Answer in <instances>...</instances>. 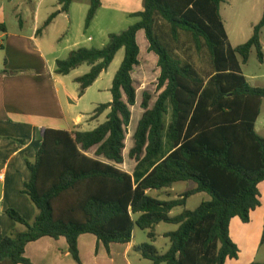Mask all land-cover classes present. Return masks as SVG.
I'll return each mask as SVG.
<instances>
[{
  "label": "trees",
  "instance_id": "trees-1",
  "mask_svg": "<svg viewBox=\"0 0 264 264\" xmlns=\"http://www.w3.org/2000/svg\"><path fill=\"white\" fill-rule=\"evenodd\" d=\"M79 0H59L61 10L46 21L68 14ZM226 0H143V11L132 15L136 24L109 35L102 48H79L57 61L56 73L68 76L81 66L90 68L75 79L83 97L124 49L125 57L113 79L110 103L100 104L92 119L106 115L92 131L47 129L36 160L27 161L31 178L24 184L36 209L33 222L17 211L8 216L25 230L13 231L0 243V264H30L26 246L44 237L65 238L72 257L79 261L78 239L95 235L108 249L129 244L136 228L149 231L150 243L136 249L153 264H226L239 260L240 248L231 238V222H251L261 207L264 183V137L256 130L264 88L253 87L242 73L253 50L264 62L261 21L252 37L233 47L221 13ZM102 6L90 0L85 19L88 30ZM163 24L170 32L158 33ZM143 31L149 50L158 57V95L143 93L144 110L134 135L130 157L133 175L116 167L125 162L127 129L137 102L133 71L139 67L138 33ZM181 34L192 38L197 52L206 51L212 70L202 76L191 62L172 48ZM170 41V42H169ZM5 72V71H4ZM168 117V121H167ZM104 157L113 163L90 157ZM193 181L197 187L176 199L161 201L149 193ZM205 193L209 201L188 210V199ZM183 208L177 216L172 211ZM160 224L178 226L165 235L170 247L164 254L152 245ZM261 243L264 244V233ZM250 264H264L252 262Z\"/></svg>",
  "mask_w": 264,
  "mask_h": 264
},
{
  "label": "crops",
  "instance_id": "crops-1",
  "mask_svg": "<svg viewBox=\"0 0 264 264\" xmlns=\"http://www.w3.org/2000/svg\"><path fill=\"white\" fill-rule=\"evenodd\" d=\"M9 1L12 2L13 11L16 15L18 14L17 16H19L20 11L26 10L31 16L32 23L29 26L28 33H26L23 30L24 24L21 19L20 34H8V28L5 24L6 6L3 5L0 9V33H2L1 36L6 37V44L0 43V49L9 51L13 46L17 51L15 56L14 54L10 55L8 52L9 56H6L4 63L0 66V243L11 232L25 230L24 226L16 223L8 216V210L17 211L27 221L33 222L36 217L35 206L31 199L22 193V190L24 184L31 178L27 161L33 163L36 160L45 131L47 129H57L89 132L103 123L108 114V112L105 114L103 120L101 118L104 114L97 119H92L100 104L93 105L92 112L81 110L82 102L89 90H92L98 84L108 70L104 71L96 83L86 90L83 97L79 96V84L75 82V79L81 75H74L79 68L72 71L68 76H59L56 73L58 60H66L72 51L79 48H94L87 45V43L95 41L93 36H88V39L84 41L79 40L78 36L73 37L70 24L67 34L62 38L68 39L65 47H58L55 42L52 45L46 44L49 39L45 34H49L51 28L56 27L59 19H66L69 23H73L75 11L80 6L85 17V24L90 8V0H79L73 3L68 14L59 13L47 26V33L41 31L40 25L48 20L45 21L46 17L50 18L54 13L61 10L59 0L51 1L52 8L45 14V18H42V15L48 0H38L37 2L24 0L20 5H15L13 0ZM81 1L86 3L81 5ZM101 2L102 6L91 23L88 32L94 30L100 19H106L107 17L111 20L109 25L119 26L123 22H127L126 28L140 21L138 18H133L132 15L143 11V0H101ZM227 34L229 33L227 32ZM139 35L140 32L138 33V41ZM83 37H86V35H83ZM148 45L146 48H148ZM29 48L32 51L30 57ZM66 78L70 79V86L67 85ZM246 78L248 79L247 76ZM249 84L253 86L250 82ZM111 89L112 87L109 90L111 91ZM98 91L100 92L102 89ZM111 101L112 96L107 103ZM95 151L96 149H92L88 152V155L100 159L104 163L113 164L104 157H96ZM116 167L130 175L134 173L125 170L122 165H116ZM179 214H177V210L171 212L173 217ZM161 225L156 228L157 235L152 245L164 254L170 247V241H166L168 238L165 235L177 231L178 226H176L177 230L159 233L158 229ZM137 230H135L133 239L129 244L113 243L109 249L95 235L85 234L80 236L78 239L80 262L72 257L73 255L69 251V245L65 238L54 240L51 237H44L36 242L29 243L26 246L24 256L30 264H153L136 249L142 244L150 243L149 231H144L146 233L142 234L138 233ZM159 241H163L160 246ZM228 263L227 261L226 264Z\"/></svg>",
  "mask_w": 264,
  "mask_h": 264
},
{
  "label": "rangeland",
  "instance_id": "rangeland-1",
  "mask_svg": "<svg viewBox=\"0 0 264 264\" xmlns=\"http://www.w3.org/2000/svg\"><path fill=\"white\" fill-rule=\"evenodd\" d=\"M22 1L24 0H13V3L15 5H20ZM37 1L38 0H33V2ZM51 1L53 0H48L46 2L42 18H45V14H47L52 8ZM85 1H81L80 4L82 5L83 3H86ZM3 5L6 6L5 24L8 28V34H20L21 19L24 24L23 30L28 33L29 26L32 23L30 14H28L27 11L24 10L23 12L20 11L19 16H17L18 14L16 15L14 13L12 2H10L9 0H0V9ZM81 9V6L79 7V9H76L73 23H69L66 19H59L56 27L51 28L49 34H45L46 37L49 39L46 42L47 45H52L55 42L58 47H65V43L68 39L62 38L65 34H67V31L70 28V24L72 28L73 37L78 36L79 40L84 41L88 39V36H93L95 41L93 43H87V45H91L94 48H101L104 46V44L109 42L108 33L119 34L125 31V29H127V22H123V24H120L119 26H111L109 25L111 20H109L107 17L106 19H100L99 23L96 24L94 30L92 32H88V30H85V17L83 12H81ZM221 13L225 21L226 30L229 33L228 35L230 38V42L234 47H237L246 43L249 38L252 37L253 27L258 24L263 17L264 0H226V2L222 5ZM48 18L49 17H46L45 21ZM45 24L46 22H42V24L40 25V29L43 33H47V27L45 26ZM157 32L159 34L161 32L164 34H168V36L171 37L169 30L163 24L158 25ZM1 35L2 33H0V36ZM83 35H86V37H83ZM5 40L6 37L1 36L0 43L6 44ZM138 42V45L141 48V64L139 67L134 69L132 74L133 79L135 80V85L137 87V102L135 107L131 108V124L127 129V139L125 140V162L122 164V167L125 170L131 172H134V169L136 167V162L130 157V151L134 146L133 139L138 127V123L144 113V110L141 108L143 93H149L152 96L150 107H153L158 95L161 92L158 90V78L160 75L158 67V57L154 55L153 52H150L148 45L149 42L147 41L145 33L143 31L140 32ZM262 42L264 47V29L262 30ZM172 44V48L176 50L175 52L178 57H180L183 61L193 63L198 68V71L201 73L202 76H206L212 70V64L208 53L206 51L197 52L194 48V44L190 36L181 34L179 43L172 42ZM147 45L148 48H146ZM8 52L10 55H17V51L13 46L9 49V51H6L5 49H0V66L4 63V59L6 58V56H9ZM30 53L32 54V51H30L29 48V57ZM124 57L125 51L124 49H122L117 54V57L113 62L112 66L109 67L108 72L102 76L101 80L96 86H94V88H92V90H89L87 96L82 102V111L92 112L91 110L93 109V105L96 106V104H106L109 101L111 97L109 89L112 87L113 78L116 72L118 71L119 67H121ZM242 69L243 74L248 77L249 82L253 86L264 87V63L259 62L255 50L252 51L248 62L246 64H242ZM88 72L89 67L81 66L74 73V75L83 76ZM66 82L67 85L70 86L69 78H66ZM99 89H102V91L99 92ZM102 117L103 118H101V120L104 119L105 114ZM256 130L261 136L264 137V99L261 107V116L257 121ZM196 186L197 184L193 181L182 182L176 184L170 190L155 191L149 194L152 198L161 201H168L189 191L192 188H195ZM260 192L262 205L254 212V214H252L251 222L249 224H244L238 218H236L231 223V238L240 248V258L239 260H228V264H250L252 262H264V244L261 243V239L263 238L264 233V183L260 185ZM209 200L210 196L205 193L193 195L188 199L186 208L188 210H195L203 202ZM183 210V208L177 209V214L183 212ZM136 229H138V233H146L144 232V230H141L139 228ZM169 230H177V227L173 226V224H162L161 227L158 229L159 233ZM166 241L169 242L168 239ZM162 243L163 241H159V246Z\"/></svg>",
  "mask_w": 264,
  "mask_h": 264
},
{
  "label": "built area",
  "instance_id": "built-area-1",
  "mask_svg": "<svg viewBox=\"0 0 264 264\" xmlns=\"http://www.w3.org/2000/svg\"><path fill=\"white\" fill-rule=\"evenodd\" d=\"M1 178V177H0Z\"/></svg>",
  "mask_w": 264,
  "mask_h": 264
}]
</instances>
